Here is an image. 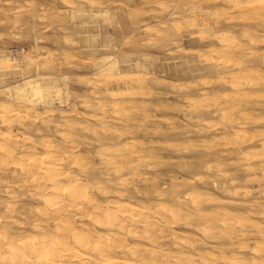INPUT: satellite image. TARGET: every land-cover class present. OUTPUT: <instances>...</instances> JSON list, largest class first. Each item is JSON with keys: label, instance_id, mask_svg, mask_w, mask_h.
<instances>
[{"label": "clouds", "instance_id": "9594fccd", "mask_svg": "<svg viewBox=\"0 0 264 264\" xmlns=\"http://www.w3.org/2000/svg\"><path fill=\"white\" fill-rule=\"evenodd\" d=\"M0 264H264V0H0Z\"/></svg>", "mask_w": 264, "mask_h": 264}]
</instances>
